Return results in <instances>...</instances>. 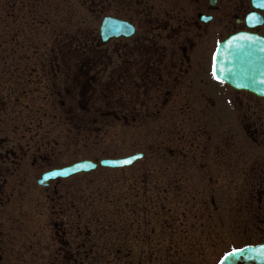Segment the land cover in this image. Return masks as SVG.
<instances>
[{
    "label": "rangeland",
    "instance_id": "rangeland-1",
    "mask_svg": "<svg viewBox=\"0 0 264 264\" xmlns=\"http://www.w3.org/2000/svg\"><path fill=\"white\" fill-rule=\"evenodd\" d=\"M67 1L0 0V110L8 113L2 128L19 145V150L22 146L23 150H29L19 163L18 181L8 183L0 192V264H58L63 259L61 255L56 258L58 243L64 239L73 247L83 246L85 261L81 264H123L122 251L127 246L134 250L130 264H170L169 245L172 239H181L182 233V226L174 222L175 215L169 211L171 200L161 198L156 203L155 198H149V187L153 188L155 183H146L145 199L139 205L135 206L134 201L130 204L136 209L147 208L143 218V214L129 212L122 198L126 185L134 180L143 163H137L132 171L99 168L78 174L60 181L56 195L52 185L45 188L36 182L47 168L82 158L124 156L144 150L145 161H154L152 145L188 146L215 139L214 135H191L184 118L162 115L155 119H113L111 109L117 107L119 111L123 104L112 98L104 84L93 89L83 82L79 91L73 75L79 69V61L91 54L72 49V44L90 33L97 35L106 12L100 8L95 13L88 8L69 6ZM49 60L58 62L56 71H64L65 80L60 77L49 81L45 74ZM64 61L67 62L59 63ZM52 83L63 87V92L65 88L75 89L53 98ZM143 104L141 109L147 112L154 106L149 100ZM165 111L175 112L172 108ZM55 142L62 145V154L56 152L49 164L42 162V157L34 165L30 163L34 149H39V153L53 150L51 143ZM146 170L150 175L154 172L152 166ZM247 187L241 184L239 214L220 215L226 229L215 238V245L205 244L204 232L199 227L202 219L195 217L192 224L195 246L186 264H212L231 244L264 240V222L249 209L250 197L244 192ZM229 202L232 205V198ZM159 204L166 206L160 208ZM229 211L232 210H226ZM129 222H133L130 233ZM78 225L81 232L77 231ZM234 225L240 226L233 229ZM174 228L180 231L173 232ZM156 245L163 249L162 260L154 254ZM90 247L94 248V254H88ZM179 251L183 253L187 248ZM150 254L153 260L148 259ZM54 258V263H50Z\"/></svg>",
    "mask_w": 264,
    "mask_h": 264
},
{
    "label": "flooded vegetation",
    "instance_id": "flooded-vegetation-1",
    "mask_svg": "<svg viewBox=\"0 0 264 264\" xmlns=\"http://www.w3.org/2000/svg\"><path fill=\"white\" fill-rule=\"evenodd\" d=\"M70 1L69 6L88 8L95 13L98 8L105 9L109 18L127 21L130 33L111 37L106 43H102L100 32L87 33L90 38L79 37L72 44V49L91 54L79 61V69L73 75L79 91L83 82L93 89L104 84L112 98L123 104L119 111L117 107L111 109L113 119H155L166 115L187 119L194 137L215 136L203 144L152 145L154 161L143 158L123 168L132 171L137 163H143L122 194L129 212L143 214L144 218L147 208L136 209L130 204L134 201L136 206L145 199L144 185L149 182L155 183L153 188L149 187V198H155L156 203L161 198L171 200L169 211L175 215L174 222L182 226V233L181 239H172L169 245L170 264H186V259H191L195 217L202 219L199 227L204 232L205 244L215 245V238L226 229L220 215L239 214L241 210L243 183L248 185L244 192L250 197L249 209L264 222V95L236 88L212 74L213 52L218 42L238 32L264 39V0ZM57 64H45L49 81L66 79L64 71H56ZM74 89L65 88L63 92V87L53 84L51 94L58 98L73 93ZM145 100L154 102L149 112L141 109ZM170 108L175 112L165 111ZM7 116L0 110V192L8 183L18 181L19 163L28 156V149L23 150L22 146L19 150V145L4 132L2 125ZM51 146L53 150L42 153L34 149L30 163L35 164L42 157V162L49 164L56 152L62 154V145L55 142ZM150 166L154 168L151 175L146 170ZM62 180L58 178L45 188L52 185L56 195ZM227 209L232 211L226 212ZM132 224L128 223V233ZM78 226L77 231L81 232ZM141 227L140 222L138 232ZM58 245L56 258L63 257L58 264H81L83 246L73 247L68 239ZM179 247L187 251L181 253ZM133 252L129 246L122 251L123 264H130ZM88 253L94 254V248L90 247ZM154 254L162 260L161 246L156 245ZM148 259L153 260L154 256L150 254ZM54 261L55 258L50 263Z\"/></svg>",
    "mask_w": 264,
    "mask_h": 264
},
{
    "label": "water",
    "instance_id": "water-1",
    "mask_svg": "<svg viewBox=\"0 0 264 264\" xmlns=\"http://www.w3.org/2000/svg\"><path fill=\"white\" fill-rule=\"evenodd\" d=\"M107 23L108 20H105L104 26H106ZM106 29L107 27H105L104 32ZM231 38L223 43L222 52H220V58L222 59L224 56L225 64L230 66L226 69L228 79L232 82L243 80L249 84L247 86L250 88H253V85L256 84L260 87H264V44L256 43L258 38L252 37L251 40L237 42L241 46H237L236 43L230 45L229 41ZM142 156L143 153L138 152L120 158H104L98 161L91 159L80 160L73 164L44 173L39 179V182L47 185L52 178L60 176L67 177L80 171L97 168L99 165L111 167L130 165ZM255 251H258V253H254ZM253 259L257 262H264V252L259 251L258 246L247 247L244 252L240 253L238 256L232 257L229 264H235L237 260H244V264H253Z\"/></svg>",
    "mask_w": 264,
    "mask_h": 264
},
{
    "label": "snow or ice",
    "instance_id": "snow-or-ice-1",
    "mask_svg": "<svg viewBox=\"0 0 264 264\" xmlns=\"http://www.w3.org/2000/svg\"><path fill=\"white\" fill-rule=\"evenodd\" d=\"M253 16H256L255 13L252 14ZM252 39V36L251 34L249 33H239L237 34L236 36L232 37L231 40L229 41V44H233V43H236L237 46H241L239 43L237 42H240V41H244V40H251ZM222 42H218V44H220ZM218 55V52L217 53H214V56H213V67H212V74H213V77L216 78V79H220L219 76H217V66H216V56ZM247 247H250V246H245V248H233L231 251H228V252H225L218 264H229V261L232 257L234 256H238L240 253L244 252L246 250ZM258 250L261 251V252H264V244L262 245H259L258 246Z\"/></svg>",
    "mask_w": 264,
    "mask_h": 264
}]
</instances>
